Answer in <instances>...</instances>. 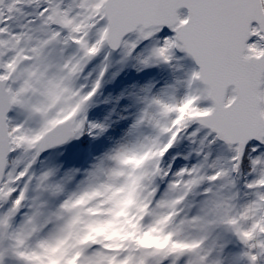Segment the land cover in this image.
<instances>
[{
  "label": "snow or ice",
  "instance_id": "snow-or-ice-1",
  "mask_svg": "<svg viewBox=\"0 0 264 264\" xmlns=\"http://www.w3.org/2000/svg\"><path fill=\"white\" fill-rule=\"evenodd\" d=\"M0 264H264V0H0Z\"/></svg>",
  "mask_w": 264,
  "mask_h": 264
},
{
  "label": "rangeland",
  "instance_id": "rangeland-1",
  "mask_svg": "<svg viewBox=\"0 0 264 264\" xmlns=\"http://www.w3.org/2000/svg\"><path fill=\"white\" fill-rule=\"evenodd\" d=\"M130 72H128V73H121V75L117 78V79H121L122 81H123V83H122V85H117L116 87H114V85L113 84H111V85H108V86H106L105 87V89H104V93L105 94H107V93H109V92H112V93H115L117 90H119L122 86H125V85H127V84H129L130 82H133V81H135V80H141V81H143L144 79H139L138 77H136V78H134V79H130ZM118 80H116V82H117ZM99 112H100V109H97V110H93V111H91L90 112V118L91 117H95V116H97V115H99ZM121 128L123 127V125H121L120 126ZM119 133H120V128H117L116 129V131L114 132V133H110L111 135H113V136H118L119 135Z\"/></svg>",
  "mask_w": 264,
  "mask_h": 264
},
{
  "label": "trees",
  "instance_id": "trees-1",
  "mask_svg": "<svg viewBox=\"0 0 264 264\" xmlns=\"http://www.w3.org/2000/svg\"><path fill=\"white\" fill-rule=\"evenodd\" d=\"M128 72H130V79H134V78H136V77H138L139 79L141 78V79H144L145 78V76H141V75H139V74H136V75H134L131 71H127V72H124V74L125 73H128ZM147 75V74H146ZM118 81L116 82H114L113 83V85H114V87H116L117 85H122V83H123V81L121 80V79H117ZM97 110V109H96ZM100 144L102 145V144H104V141L102 140V141H100Z\"/></svg>",
  "mask_w": 264,
  "mask_h": 264
}]
</instances>
